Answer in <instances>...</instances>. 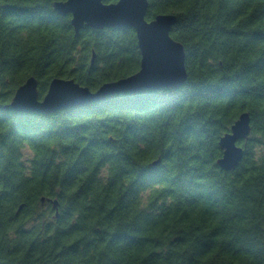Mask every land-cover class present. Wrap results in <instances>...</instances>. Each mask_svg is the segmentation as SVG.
Listing matches in <instances>:
<instances>
[{"label":"trees","instance_id":"trees-1","mask_svg":"<svg viewBox=\"0 0 264 264\" xmlns=\"http://www.w3.org/2000/svg\"><path fill=\"white\" fill-rule=\"evenodd\" d=\"M58 1L0 0V264H264V0H148L147 21L177 17L182 87L16 112L31 77L43 100L55 79L96 92L140 71L134 28L77 36Z\"/></svg>","mask_w":264,"mask_h":264},{"label":"water","instance_id":"water-1","mask_svg":"<svg viewBox=\"0 0 264 264\" xmlns=\"http://www.w3.org/2000/svg\"><path fill=\"white\" fill-rule=\"evenodd\" d=\"M105 1H58L54 3V9L60 16H72L71 22L77 36L83 28H134L142 54L140 71L128 78L105 83L96 92H91L74 80L55 79L43 100H39L38 81L31 77L16 91L10 104L14 111L49 114L114 94L137 93L143 89L179 88L185 84L187 71L184 47L170 35L177 17L173 14L159 15L149 22L146 20L148 0H119L111 4ZM94 60L95 55L91 64ZM250 134V116L243 113L232 126L231 132L220 141L223 157L218 165L222 170L232 171L240 165L244 149L237 143L247 140ZM52 203L56 209L58 201Z\"/></svg>","mask_w":264,"mask_h":264},{"label":"rangeland","instance_id":"rangeland-1","mask_svg":"<svg viewBox=\"0 0 264 264\" xmlns=\"http://www.w3.org/2000/svg\"><path fill=\"white\" fill-rule=\"evenodd\" d=\"M23 156H24V162L28 165L29 160L32 158V153L29 149H25L23 151Z\"/></svg>","mask_w":264,"mask_h":264},{"label":"clouds","instance_id":"clouds-1","mask_svg":"<svg viewBox=\"0 0 264 264\" xmlns=\"http://www.w3.org/2000/svg\"><path fill=\"white\" fill-rule=\"evenodd\" d=\"M257 155H256V160L257 161H260V153H261V151H264V148H257Z\"/></svg>","mask_w":264,"mask_h":264}]
</instances>
